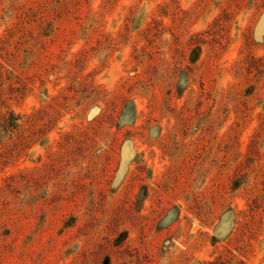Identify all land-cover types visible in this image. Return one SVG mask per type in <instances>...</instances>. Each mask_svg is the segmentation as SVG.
I'll return each instance as SVG.
<instances>
[{
	"label": "rangeland",
	"instance_id": "374dc122",
	"mask_svg": "<svg viewBox=\"0 0 264 264\" xmlns=\"http://www.w3.org/2000/svg\"><path fill=\"white\" fill-rule=\"evenodd\" d=\"M0 264H264V0H0Z\"/></svg>",
	"mask_w": 264,
	"mask_h": 264
}]
</instances>
